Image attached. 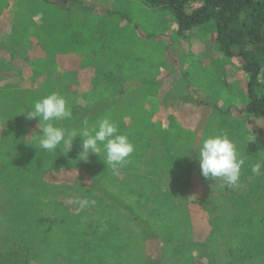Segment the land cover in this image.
Wrapping results in <instances>:
<instances>
[{"label": "rangeland", "instance_id": "rangeland-1", "mask_svg": "<svg viewBox=\"0 0 264 264\" xmlns=\"http://www.w3.org/2000/svg\"><path fill=\"white\" fill-rule=\"evenodd\" d=\"M76 1L88 2L100 13H83L75 7L67 13L63 8L42 5L37 0H0V41L7 43V52L2 53L9 61L0 67L5 73H13L11 78L0 80V131L10 123L16 129L15 123H18V129L26 127L31 136L42 134L38 121L27 120L26 113H22L30 110L40 96L52 92L63 95L70 110L75 105L87 107L101 100L120 99L102 117L115 122L135 148L118 174L110 167L101 173L102 168L107 169L103 152L99 157L90 155L87 161L78 160L82 151L79 138L74 141L75 150L68 153L70 156H64L59 149L57 154L52 153V163L59 164L53 175L55 179H73L77 172L73 171L71 161L96 176L101 175L102 184L132 204L162 236L157 255L155 243L137 237L133 227L117 212L121 241L135 248L122 259L114 258L115 254L106 250L100 254L102 264L103 260L107 264H140L145 253V263L151 264L160 252L162 262L158 264H208V256L217 264H230L233 260L236 261L233 264H264L263 254L252 261L237 260L243 257V252L238 253L242 229L248 228V224L253 227L246 233L248 242L250 235L257 237L264 231V174L254 183L257 189L251 201L256 208L250 212L240 196L254 189L251 181L255 176L247 181L240 177L237 186L228 187L221 180L203 177L197 157L205 138L227 135L237 148L244 149L245 155L259 157L257 162L264 161L262 120L227 122L214 107L195 105L201 101L222 109H243L248 102V77L242 62L227 59L212 44L213 23L182 38L169 11L150 10L141 0ZM8 5L17 7L16 15H7ZM198 7L194 4L188 12ZM103 8L123 9L130 13L131 22L117 14L106 16ZM110 73L139 84L149 80L155 84H140L120 95L105 81ZM71 118L60 124L65 123L66 129L79 133L80 126ZM96 124L91 123L89 127ZM239 135L245 138L241 140ZM63 166L67 172L59 173ZM245 173L250 174L247 170ZM65 193L60 196L51 187L43 197L56 196L73 215L83 210L88 213L91 205L81 210L69 200H97L90 193L85 197L75 190ZM7 202L6 194L0 189V235L5 234L11 217ZM98 213L103 212L99 209L85 219L92 223L91 232L101 235L106 231V222ZM46 217L48 223L53 222L50 230L54 229V245L38 252L35 263L29 261L31 254L16 244L3 246L11 252L1 261L0 244V264H25L26 260L27 264H83L84 261L90 264L84 253L58 248L59 241L54 240L59 234L56 216L46 214ZM254 230L259 234L251 233ZM232 253L233 258L229 256Z\"/></svg>", "mask_w": 264, "mask_h": 264}, {"label": "trees", "instance_id": "trees-1", "mask_svg": "<svg viewBox=\"0 0 264 264\" xmlns=\"http://www.w3.org/2000/svg\"><path fill=\"white\" fill-rule=\"evenodd\" d=\"M42 5L51 7L63 8L68 12L72 7L83 13L98 12L94 5H89L85 1L76 0H37ZM142 3L150 10L169 11L175 23L178 35L182 38H188L189 35L198 28L204 27L208 23H213L215 33L212 36V44L216 45L218 50L227 59L240 60L242 68L248 77L247 97L248 102L243 109L233 111L231 107L222 109L215 106L213 103L199 102L196 106L206 108L210 107L216 110L217 114L225 121H253L259 119L264 122V0H141ZM19 2V0H17ZM197 4L199 7L192 12L188 9ZM7 15H16L17 7L7 6ZM102 12H106V16L118 15L121 19L131 22L130 13L123 9L103 8ZM2 18V17H0ZM7 43L0 41V64L8 61L3 56L2 51L7 52ZM9 63V61H8ZM12 72L2 71L0 67V80L11 78ZM105 81L113 91H117L120 95H124L131 89L141 85H153L154 81H129L122 76H116L110 73L105 76ZM42 97V96H40ZM120 99L101 100L93 103L90 106L75 105L72 107V120L74 124L83 126V121L88 120L89 124L98 122L103 116L111 111ZM17 111L20 109L16 108ZM8 115H12L9 113ZM14 115V113H13ZM12 115V116H13ZM8 127L0 131V189L6 194L7 204L9 207L10 221H7L5 234L0 235L1 258L4 262L7 255L10 254V246L16 244L31 254L29 261L37 262V255L40 251L47 250L53 243L52 223H48L46 214L49 217L56 216L55 222L58 226L59 234H56L54 240L59 241L61 250L70 252L84 253L85 259L90 261V264H102L100 254L106 250L114 253L117 259H122L133 253L135 247L131 244H125L122 240L120 232L119 218L120 215L130 224L136 236L140 239H145L149 243H155L154 249L156 254L160 251L161 237L151 225L150 220L143 218L138 214L132 204L126 202L123 197L118 196L114 191H110L106 185L101 182V175L96 176L92 172L80 167L78 163L71 161V166L74 167L77 173L73 174V179L63 181L55 179L54 172L59 164L52 163V153H45L42 150L35 148V143L31 140L32 136L28 133V129H18L19 124L15 123V128ZM65 123L62 124L65 127ZM231 133L232 129H228ZM31 136V138H29ZM240 139H244V135H239ZM27 138V142H25ZM75 150V149H73ZM237 151L245 158V166L241 169L240 177L247 181L249 177H254L251 181L253 190L247 195H241L240 199L250 212L256 208V204H252L253 195L257 189L254 184L261 179L260 175H254L251 172V166L257 163L259 157L245 155L244 149L237 148ZM244 154V155H243ZM65 156V155H64ZM67 156H70L68 154ZM59 173L67 172L66 167H60ZM245 168V169H243ZM110 169L102 168L101 173ZM244 170V171H242ZM250 174L247 175L245 171ZM84 174L90 175L88 178ZM51 187L55 188L62 196L65 192L75 190L79 196L85 197L87 193L95 195L97 200L95 205H91L88 213L82 212L73 215L63 205L59 199H45L43 193L47 194ZM64 193V194H63ZM65 207V206H64ZM243 207V208H244ZM99 209L102 210L103 218L106 222V231L101 235H96L91 232L92 223L86 221V217L90 218ZM115 210V211H113ZM119 212L120 215L116 213ZM49 213V214H48ZM242 229L241 248L238 253L243 252V257L237 260L246 258L249 261L256 259L260 254L264 255V231L259 234L254 230V234H259L257 237L250 235L249 242L246 241V233L249 228ZM57 237V238H56ZM233 239V238H232ZM115 240L117 242L113 243ZM110 243L109 244H103ZM160 242V244L158 243ZM2 242V243H1ZM100 245V252L97 248ZM158 243V244H157ZM159 245V246H158ZM30 249V250H29ZM32 250V251H31ZM6 251L7 253H3ZM255 252V255L252 252ZM7 254V255H6ZM231 254V252L229 253ZM70 255V253H69ZM86 255H90L87 257ZM158 255V254H157ZM33 256V257H32ZM75 257V253H71ZM234 257L235 254L229 255ZM84 257V256H83ZM89 258V259H88ZM146 253L144 255L145 263ZM208 264H217V262L208 256ZM107 264L106 260H103ZM162 262V253L158 259H153L151 264ZM236 261H231L233 264ZM29 263V262H28ZM138 263V260H137ZM27 264V260L25 262ZM83 264H89L84 261ZM132 264V263H131Z\"/></svg>", "mask_w": 264, "mask_h": 264}, {"label": "clouds", "instance_id": "clouds-1", "mask_svg": "<svg viewBox=\"0 0 264 264\" xmlns=\"http://www.w3.org/2000/svg\"><path fill=\"white\" fill-rule=\"evenodd\" d=\"M26 113L27 120H37L38 128L42 134H34L31 140L35 148L45 153L57 154V150L67 156L73 151L74 141L81 140L82 151L78 160L87 161L90 155L98 157L103 152L106 158L107 168H111L114 174L128 163V158L135 148L126 134H121L117 124L108 118L100 119L96 125L89 127L87 119L78 133L63 127L60 122L72 117L68 107V100L58 92H52L35 100L30 110ZM82 137V138H80ZM25 138V142H27ZM201 174L209 180H221L226 186H237L240 180L241 169L245 164V158L238 151L235 143L227 135H214L205 138L197 154ZM264 161L251 166L254 175L264 174ZM69 203L78 205L81 210L90 205H95V200L71 199Z\"/></svg>", "mask_w": 264, "mask_h": 264}, {"label": "crops", "instance_id": "crops-1", "mask_svg": "<svg viewBox=\"0 0 264 264\" xmlns=\"http://www.w3.org/2000/svg\"><path fill=\"white\" fill-rule=\"evenodd\" d=\"M96 13V12H95ZM97 13H100V12H97Z\"/></svg>", "mask_w": 264, "mask_h": 264}]
</instances>
